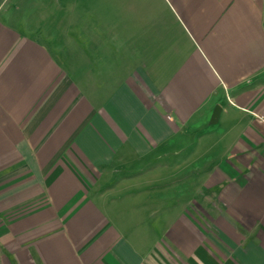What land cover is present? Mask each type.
Masks as SVG:
<instances>
[{"label":"crops","instance_id":"obj_1","mask_svg":"<svg viewBox=\"0 0 264 264\" xmlns=\"http://www.w3.org/2000/svg\"><path fill=\"white\" fill-rule=\"evenodd\" d=\"M53 4L0 0V264H264V0Z\"/></svg>","mask_w":264,"mask_h":264},{"label":"rangeland","instance_id":"obj_2","mask_svg":"<svg viewBox=\"0 0 264 264\" xmlns=\"http://www.w3.org/2000/svg\"><path fill=\"white\" fill-rule=\"evenodd\" d=\"M53 1H54V4L51 5V6L55 7L56 6L55 5L56 0H53ZM51 2H52V0H51ZM34 9H35V11L37 13V15H36V13H35V15L39 16L41 18H44L45 14L49 12L48 10H46V8H44L43 6H40V5L34 6ZM198 136H201V133H193L192 137H191V140H190V142H193V144H194V146L192 148L193 151H194V155L192 156L193 162L190 163L189 161H187L186 165H182V163L181 164L176 163L175 171L177 172L178 175L181 174V173L183 174L182 171L184 170L185 167L187 168V170H193L194 174H195V171H198V168L200 167V164L197 163V159H199L202 156V153H201L202 151L201 152L199 151V147L203 146L202 143L199 144V141H200L201 137L198 138ZM210 155H211V153H210ZM187 157H188V154H187ZM167 167L168 166H166L165 170H160V173H159V176L161 178H163V180H161L162 183L163 182H168V181L164 180V178L168 175V172H169ZM173 169H174V165L173 166L171 165V171ZM198 172H200V171H198ZM191 180L187 179L186 181H183V182H185L187 184L192 182V190L195 191V190H197L200 181L198 179H193L192 181ZM133 183L135 184V182H133ZM167 187H169L168 184L166 186H164V184L161 185V189H166ZM176 188L177 189H181L182 187H181L180 184H177Z\"/></svg>","mask_w":264,"mask_h":264},{"label":"water","instance_id":"obj_3","mask_svg":"<svg viewBox=\"0 0 264 264\" xmlns=\"http://www.w3.org/2000/svg\"><path fill=\"white\" fill-rule=\"evenodd\" d=\"M218 112H219V108H215L213 115H212V122L214 124V122L216 121V118L218 117Z\"/></svg>","mask_w":264,"mask_h":264}]
</instances>
